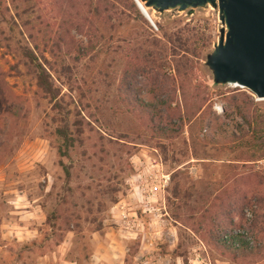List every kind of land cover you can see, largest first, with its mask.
Returning a JSON list of instances; mask_svg holds the SVG:
<instances>
[{
	"label": "rangeland",
	"instance_id": "obj_1",
	"mask_svg": "<svg viewBox=\"0 0 264 264\" xmlns=\"http://www.w3.org/2000/svg\"><path fill=\"white\" fill-rule=\"evenodd\" d=\"M88 1L77 0L70 5L67 1L58 4L54 0H8L12 14L20 15L26 34L34 35L31 42L38 43L42 50H45V42L49 37H55L58 24L81 22L84 34L80 35L74 30L72 35L85 44L93 40L95 50L90 56L97 54L99 61L94 64L87 58L76 65L73 58L67 55L56 60L50 53V46L44 52L49 61L57 64L53 74L63 87L62 94H66L63 103L65 107L71 102L67 95H72L74 99L80 97L75 88L83 86L86 93L88 88H92L87 98L80 103V111L93 121L96 131L90 132L87 129L84 144L77 145L70 156L61 157L53 136L60 123V115L38 93L36 80L24 66L18 47L6 46L0 33V66L17 98L15 102L23 106L27 114L18 127L10 130L12 152L3 155L0 170L5 183L20 187L24 197L26 195L22 205L30 209L34 206L33 202L40 205L37 212L39 219H36L35 225L39 236L27 238L24 229L20 241L3 240L0 237V264H125L129 257L131 264H154L159 261L163 264H264V233L257 241H253L247 253L223 254L209 239H203L195 232L198 219H193L189 207L183 208L184 217L177 220L174 217L175 208L169 203L172 184L157 201H139L142 188H139L141 179L138 176L153 171L156 163L163 164L167 173L173 174L178 170L186 173L189 177L186 185L194 193L190 205L199 207L203 201L200 203L195 200L206 186L212 185L209 189L215 191L225 181L229 185L227 181L234 175L264 170V161L250 166L231 163L222 168L218 164L211 168L204 167L192 155L189 127L175 141L150 139L149 133L139 127L119 101L117 87L127 62V59L124 60L126 53H108L114 52L116 46L122 44L117 41L118 38L129 35L133 27L139 32H146L147 27L127 22L123 13L126 11L124 5L112 9V0L102 4L103 7L108 6V13H104L101 18L93 17ZM99 1L94 0L92 7ZM107 15L114 17L111 24L103 21ZM151 16L155 26L149 23L152 27L149 32L161 40L164 32L171 34L179 29L192 32L193 28H198L200 37L196 38L200 41L196 46L199 48L208 44L209 47L200 58L192 57L193 63L188 74L193 82L201 84L202 97L210 98L214 112L229 126V133L235 131L236 123H243L235 114L224 116V108L229 107L227 98L230 95H241L242 106H249L250 101H254L251 111L264 116V100H259L248 90L235 85H216L206 65L207 56L218 43L223 27L218 10L208 7L163 14L151 10ZM119 19H123V22L116 29H111V25ZM110 44L113 45L111 49L108 48ZM109 63H112L111 67ZM64 64L71 66V74L61 69ZM169 73L177 78L174 70ZM71 108L74 106L71 105ZM101 134L106 139L101 140ZM112 136L114 139L122 138L121 144L109 143L107 137ZM203 137L213 139L211 127L204 129L201 134ZM124 142L127 145H123ZM121 149L125 150L124 153ZM61 161L72 173L70 180L65 175ZM115 196L118 198L117 203H113ZM122 203L127 206L129 225L124 224L121 218ZM9 208L7 201H4L5 216ZM255 208L245 211L249 220ZM54 211L58 215L54 219L58 226L55 232L53 225L46 223L48 214ZM133 213H137L138 218ZM69 218L74 221L68 228ZM76 222L81 225V229L76 227ZM52 232L60 236L64 233V241L58 246L42 250L40 247L46 234ZM52 240L54 244L58 236ZM256 247L261 250H256Z\"/></svg>",
	"mask_w": 264,
	"mask_h": 264
},
{
	"label": "trees",
	"instance_id": "obj_2",
	"mask_svg": "<svg viewBox=\"0 0 264 264\" xmlns=\"http://www.w3.org/2000/svg\"><path fill=\"white\" fill-rule=\"evenodd\" d=\"M54 1L58 4L67 1L71 5L77 0ZM107 1L100 0L94 8L92 7L94 0L87 2L93 17L101 18L104 13H108V6H102L103 2L107 3ZM119 5H124L126 8L123 13L127 17V22L147 27L146 32H139L133 27L134 30L129 35L118 38L117 41L122 44L116 46L114 52L108 53L111 55L126 53L124 60L127 59V62L117 87L119 101L139 127L149 133L150 139L175 141L182 137L186 127H189L192 155L195 160L201 161L204 167L209 168L218 164V167L222 168L231 163L250 166L264 161V116L251 111L250 107L255 105L254 101L247 99L250 105L242 106L241 95H230L227 98L229 107L224 108V116L231 117L235 114L243 120L242 124H235V131L229 133V126L214 112L210 98L202 97L201 84L193 82L194 80L189 77L192 57L200 58L209 47L208 44L199 48L196 46L200 41L196 38L200 37L198 28H193L192 32L189 29L187 31L179 29L171 34L164 32L161 40L149 32L152 27L134 0H112V9H119ZM9 6L8 0H0V33L4 37L6 46L18 47L24 66L36 80L38 93L52 105L54 112L60 115V123L53 132L54 141L61 157L70 156L77 145L84 144L87 129L90 132L96 131L93 121L83 116L80 111V103H83L92 88H88L87 93L83 90V86L75 88L79 91L80 97L74 99L72 95H67L71 102L65 107L63 103L66 94H62L63 87L58 84L53 74L57 64L49 61L44 52L46 47L50 46V53L56 60L67 55L73 58L76 65L87 58L90 63L95 64L98 63L99 56L97 54L90 56L95 50V44L91 39L85 44L72 35L74 30L80 35L84 34L81 22H61L58 24L55 37H49L45 42V50H42L38 43L31 42L34 40V35L26 34L20 15H13ZM113 19L114 17L107 15L103 21L111 24ZM122 20L119 19L116 24H112L111 29H116L123 22ZM108 48H113V45H108ZM114 61L113 57L112 62ZM110 65L112 66V63H109V67ZM61 67L63 71L72 73L70 65L64 64ZM172 70L176 72L177 78L169 73ZM242 96L246 97L244 94ZM15 100L17 98L7 81V75L0 66V166L3 155L8 151L12 152L10 130L18 127L27 117L23 106ZM71 105L74 106L73 109H70ZM206 127H211L214 133L211 140L207 137L201 138ZM100 136L101 140L106 139L102 134ZM107 141L120 145L122 138L114 139L112 136L107 137ZM124 143L123 145H127L126 142ZM124 151L121 149L122 153ZM128 163L127 161V166ZM61 165L70 180L72 178L70 169L62 161ZM187 179L189 177L181 170L171 174L169 203L175 208L174 217L182 220L183 208L189 207L193 219H198L195 232L203 239H209L223 254L247 253L253 241H257V238L264 233V170L234 175L227 181L229 185L225 184V181L215 191H210L212 185L206 186L195 200L200 203L203 201L199 207L190 205L194 193L191 192V187L186 185ZM117 202L118 198L115 196L113 203ZM253 207L256 208L253 210L252 219L249 220L245 211ZM48 215L46 223L53 225L55 232L58 227L54 222L58 217L57 212ZM73 221L68 219V228ZM75 225L81 229L78 222ZM101 228L102 224L99 226V229ZM56 236L58 240L52 244V239ZM64 237V233L61 236L53 232L46 234L40 248L44 250L46 247L58 246L64 241ZM256 250L261 248L256 247ZM130 258H126L125 264H131Z\"/></svg>",
	"mask_w": 264,
	"mask_h": 264
},
{
	"label": "water",
	"instance_id": "obj_3",
	"mask_svg": "<svg viewBox=\"0 0 264 264\" xmlns=\"http://www.w3.org/2000/svg\"><path fill=\"white\" fill-rule=\"evenodd\" d=\"M145 19L155 26L150 10L160 14L212 7L222 29L207 56L216 85H235L264 100V0H134Z\"/></svg>",
	"mask_w": 264,
	"mask_h": 264
},
{
	"label": "crops",
	"instance_id": "obj_4",
	"mask_svg": "<svg viewBox=\"0 0 264 264\" xmlns=\"http://www.w3.org/2000/svg\"><path fill=\"white\" fill-rule=\"evenodd\" d=\"M25 199L26 195L24 197L20 187L17 186L15 188L5 183L2 171L0 170V237L3 240L12 239V241H20L22 238V230L24 229H26L27 238L39 236V230L35 225L36 219H39L37 212L40 205H35V202H33L34 206L30 209L29 206L22 205ZM4 201H7L10 207V211L6 216L3 210ZM40 218L43 217L40 216ZM30 225L32 226L30 227Z\"/></svg>",
	"mask_w": 264,
	"mask_h": 264
},
{
	"label": "built area",
	"instance_id": "obj_5",
	"mask_svg": "<svg viewBox=\"0 0 264 264\" xmlns=\"http://www.w3.org/2000/svg\"><path fill=\"white\" fill-rule=\"evenodd\" d=\"M153 171H148L145 176H141L139 175L138 177L141 179V187L142 188V193L140 192V196L142 197L139 201L141 203H145L147 201H152L153 199L155 201H157V199L162 196L165 195L167 192V189L169 188L170 184H171V174L167 173L164 171V165L161 163H156L153 166ZM155 170V171H154ZM121 203V202H120ZM126 204L122 203L120 204V210H121V218L124 222V224H130L127 219H128V215H127V211H126ZM135 214V216L138 218L137 213H133ZM131 215V214H130ZM143 264H151V263H143ZM154 264H158L154 263ZM159 264H163V262Z\"/></svg>",
	"mask_w": 264,
	"mask_h": 264
},
{
	"label": "bare ground",
	"instance_id": "obj_6",
	"mask_svg": "<svg viewBox=\"0 0 264 264\" xmlns=\"http://www.w3.org/2000/svg\"><path fill=\"white\" fill-rule=\"evenodd\" d=\"M135 2V1H134ZM136 3V2H135ZM138 7V6H137Z\"/></svg>",
	"mask_w": 264,
	"mask_h": 264
}]
</instances>
